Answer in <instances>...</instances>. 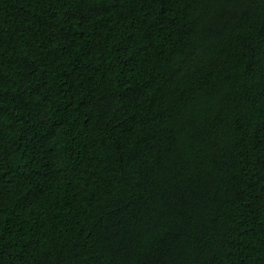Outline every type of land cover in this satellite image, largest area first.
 Listing matches in <instances>:
<instances>
[{
	"label": "trees",
	"instance_id": "obj_1",
	"mask_svg": "<svg viewBox=\"0 0 264 264\" xmlns=\"http://www.w3.org/2000/svg\"><path fill=\"white\" fill-rule=\"evenodd\" d=\"M0 264H264V0H0Z\"/></svg>",
	"mask_w": 264,
	"mask_h": 264
}]
</instances>
